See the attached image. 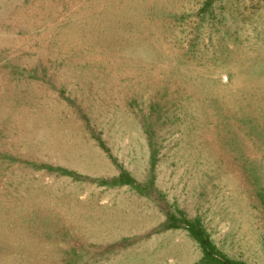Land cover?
Masks as SVG:
<instances>
[{
	"label": "rangeland",
	"instance_id": "1",
	"mask_svg": "<svg viewBox=\"0 0 264 264\" xmlns=\"http://www.w3.org/2000/svg\"><path fill=\"white\" fill-rule=\"evenodd\" d=\"M0 236V264H264V0H0Z\"/></svg>",
	"mask_w": 264,
	"mask_h": 264
},
{
	"label": "bare ground",
	"instance_id": "2",
	"mask_svg": "<svg viewBox=\"0 0 264 264\" xmlns=\"http://www.w3.org/2000/svg\"><path fill=\"white\" fill-rule=\"evenodd\" d=\"M150 1H154V0H150ZM144 34H146V31H141V32H137L136 33V36H141V35H144ZM147 35V34H146ZM147 38H149V36L147 35ZM150 39V38H149ZM87 42H89V41H87ZM82 65V64H81ZM197 104V103H196ZM213 122V121H212ZM243 124V123H242ZM13 127V126H12ZM218 131V130H217ZM219 132V134H215V136H214V138L213 139H208V140H206L205 141V148L206 149H208V148H210L212 145H214V146H221V148L223 149V150H225V151H229V147H230V145H229V143L227 142V138H226V136H225V134H223V133H221V131H218ZM259 135V134H258ZM260 137V136H259ZM23 140V139H22ZM215 141V142H214ZM22 143V142H21ZM27 143V142H26ZM73 145V144H72ZM229 146V147H228ZM32 149V148H31ZM84 149V148H83ZM81 150V149H80ZM209 150V149H208ZM73 151V150H72ZM93 151V150H92ZM87 152V151H86ZM80 153V152H79ZM93 154H94V152H93ZM252 154V153H251ZM77 156V155H76ZM213 156H215V157H217V158H219V156H216V155H213ZM89 164V163H88ZM84 168V167H83ZM96 169H98V168H96ZM93 171V170H92ZM28 177V176H27ZM42 177V176H41ZM37 178V177H36ZM38 182V181H37ZM41 184V183H40ZM44 185V184H43ZM14 186V185H13ZM34 187V186H33ZM73 187V186H72ZM58 188V187H57ZM66 188V187H65ZM69 190H70V188H69ZM17 191V190H16ZM30 191V190H29ZM48 191V190H47ZM52 191V190H51ZM2 192V191H1ZM43 192V191H42ZM55 192V191H54ZM88 192V191H87ZM10 193V192H9ZM12 194V193H11ZM29 194V193H28ZM56 196V195H55ZM102 203V202H101ZM104 203V202H103ZM49 204H51V202L49 203ZM20 205L21 206H23V207H27L28 205H29V207H28V210L29 211H31V210H34V209H37V208H41V206H42V204H40V203H38L37 201H32V202H30L29 204L28 203H26V202H21L20 203ZM2 206H3V204H2ZM47 206V205H46ZM52 208V207H51ZM50 210V209H49ZM34 211H36V210H34ZM4 212V211H3ZM52 212V211H51ZM70 212V211H69ZM18 214V213H17ZM137 214V213H136ZM135 214V215H136ZM145 216V215H144ZM145 217H147V216H145ZM31 218V217H30ZM235 219H236V217H235ZM125 224V223H124ZM242 225V224H241ZM0 239H3V238H1V236H0ZM4 239H7V236H5L4 237ZM167 251V250H166ZM154 252H156L155 250H154ZM158 252V251H157ZM162 255V254H161ZM161 255H159V256H161ZM158 256V255H157ZM154 257V256H153Z\"/></svg>",
	"mask_w": 264,
	"mask_h": 264
},
{
	"label": "trees",
	"instance_id": "3",
	"mask_svg": "<svg viewBox=\"0 0 264 264\" xmlns=\"http://www.w3.org/2000/svg\"><path fill=\"white\" fill-rule=\"evenodd\" d=\"M204 246L209 245V241L207 239L201 241Z\"/></svg>",
	"mask_w": 264,
	"mask_h": 264
}]
</instances>
